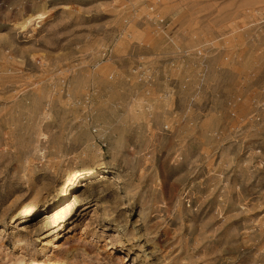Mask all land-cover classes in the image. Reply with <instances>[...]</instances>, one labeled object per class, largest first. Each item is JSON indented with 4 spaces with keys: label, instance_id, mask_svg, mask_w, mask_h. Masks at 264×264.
Returning <instances> with one entry per match:
<instances>
[{
    "label": "rangeland",
    "instance_id": "rangeland-1",
    "mask_svg": "<svg viewBox=\"0 0 264 264\" xmlns=\"http://www.w3.org/2000/svg\"><path fill=\"white\" fill-rule=\"evenodd\" d=\"M0 264H264V0H0Z\"/></svg>",
    "mask_w": 264,
    "mask_h": 264
},
{
    "label": "bare ground",
    "instance_id": "bare-ground-1",
    "mask_svg": "<svg viewBox=\"0 0 264 264\" xmlns=\"http://www.w3.org/2000/svg\"><path fill=\"white\" fill-rule=\"evenodd\" d=\"M93 172H94L93 170L87 171L86 175H91V174H93Z\"/></svg>",
    "mask_w": 264,
    "mask_h": 264
}]
</instances>
